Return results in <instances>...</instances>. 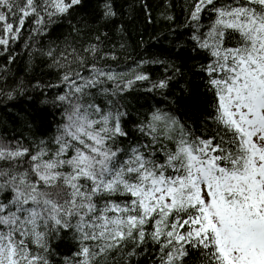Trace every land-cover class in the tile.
<instances>
[{"label": "snow or ice", "instance_id": "1", "mask_svg": "<svg viewBox=\"0 0 264 264\" xmlns=\"http://www.w3.org/2000/svg\"><path fill=\"white\" fill-rule=\"evenodd\" d=\"M82 5L0 0V96L45 106L0 134V264H264V0H185L176 39L138 59L123 24L117 41L34 47ZM172 7L159 13L169 25ZM101 9L117 17L113 0ZM20 41L56 82L12 76ZM185 67L203 92L181 86V115ZM141 88L161 99L132 120L124 100ZM202 96L207 109L190 113Z\"/></svg>", "mask_w": 264, "mask_h": 264}, {"label": "trees", "instance_id": "2", "mask_svg": "<svg viewBox=\"0 0 264 264\" xmlns=\"http://www.w3.org/2000/svg\"><path fill=\"white\" fill-rule=\"evenodd\" d=\"M102 3L103 0H83L82 7L77 9L70 18L71 23H69L68 19L62 20L53 26L52 31L36 38L39 43L33 40L32 44L36 48L45 50L50 44L52 46L59 45L60 48H63L67 39V41L74 43L77 48H80L83 43L92 41L96 35L103 32H107L112 41H117L120 38V33L117 29L123 24L125 26L124 38L129 45V51L132 56L138 59L141 55H146L147 52H156L168 48V40L176 39L174 35H168L170 27L177 32L183 30L180 25H182L183 21L185 0H171L172 12L176 16V24L173 25H169L159 15L165 0H113L117 17L108 22L100 18ZM144 3H147L152 14V23L145 22ZM73 26L80 30L78 34L73 30ZM165 36H168V40L164 39ZM157 37H159V41ZM105 44L107 45L108 41H105ZM12 48L15 49L13 54L16 56V60H9L7 67L11 70L13 77H19L24 80L31 79L33 83L37 80L56 82V70L48 66L46 58L40 53L34 52L32 47L25 48L24 41L13 44ZM5 56L6 54L0 53V69L5 66ZM120 63L121 66H126L131 63V60L124 61L121 59ZM115 66L114 64L113 67ZM149 71L154 76L163 73V69L157 65L149 66ZM185 84L194 91L203 92L201 82L197 76L185 67L184 76L174 82L172 86L175 93L181 97V113H178L181 115L184 110V104L188 103L187 97L181 92V86ZM32 96L35 99L37 93L33 92ZM160 99L161 97L158 94L147 93L141 88L139 91H133L127 95L124 102L131 113V119L136 120L139 114L146 112L149 106L155 105ZM208 99L210 98L202 96L198 103L193 100L189 105V112L206 110ZM192 104H195L194 108ZM42 107L45 106L40 105L38 101L34 104L32 101H26L23 97L8 101L3 96H0V134H11L13 132L19 134L21 131H26L25 120H33ZM43 119L46 126L51 124V127L54 128L52 116L44 113ZM56 119H58V116ZM60 243L61 249L66 250L71 246L72 241L64 240ZM140 259L143 260V257Z\"/></svg>", "mask_w": 264, "mask_h": 264}]
</instances>
